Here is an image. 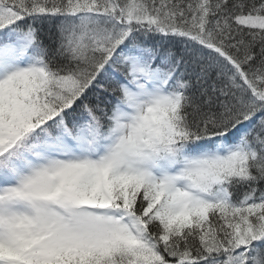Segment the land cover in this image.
<instances>
[{
    "label": "snow or ice",
    "instance_id": "1",
    "mask_svg": "<svg viewBox=\"0 0 264 264\" xmlns=\"http://www.w3.org/2000/svg\"><path fill=\"white\" fill-rule=\"evenodd\" d=\"M0 264H264V0H0Z\"/></svg>",
    "mask_w": 264,
    "mask_h": 264
}]
</instances>
